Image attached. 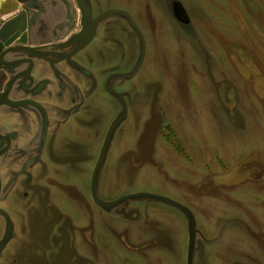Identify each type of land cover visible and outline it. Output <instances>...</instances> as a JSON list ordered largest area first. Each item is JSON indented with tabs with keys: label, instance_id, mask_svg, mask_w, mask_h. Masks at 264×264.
<instances>
[{
	"label": "rangeland",
	"instance_id": "obj_1",
	"mask_svg": "<svg viewBox=\"0 0 264 264\" xmlns=\"http://www.w3.org/2000/svg\"><path fill=\"white\" fill-rule=\"evenodd\" d=\"M183 1L189 27L140 29L147 56L122 82L134 100L98 196L144 192L188 207L199 233L193 264H264V0ZM123 31L125 47L138 48ZM95 80L88 156L44 159L26 204L8 206L17 223L8 264H186L187 222L176 210L138 200L107 213L91 201L118 111Z\"/></svg>",
	"mask_w": 264,
	"mask_h": 264
},
{
	"label": "flooded vegetation",
	"instance_id": "obj_2",
	"mask_svg": "<svg viewBox=\"0 0 264 264\" xmlns=\"http://www.w3.org/2000/svg\"><path fill=\"white\" fill-rule=\"evenodd\" d=\"M81 2L88 16L82 14L78 0H68L67 11L58 2L44 9L33 26L32 38L31 34L27 35V50L20 59L11 56L0 74V211L8 217L0 214V264H8L11 259L9 247L15 240L17 230V223L8 206L17 202L26 204L34 171L42 166L44 159L52 160L60 154L67 153L79 159L88 156L86 149L91 140L88 102L94 92L96 74L100 78V91L115 102L118 110L104 132L103 143L111 124L122 110L120 100L109 93V89L123 95L128 118L134 98L129 89L122 87L124 80L119 75L133 70L140 56V45L138 40V48L125 47L123 30L132 29L124 14L139 30L171 27L172 20L176 25L187 28L190 24L184 26L173 14V4L178 2L191 23L183 0ZM109 11L121 14L100 19ZM67 30H70V36L83 32L82 39L78 42L70 37L55 40L56 36L63 35ZM92 31H95V36L90 43L82 51L74 53ZM97 40H100L99 45L96 44ZM144 43L145 59V39ZM28 48L36 49L33 52ZM97 60L100 63L98 71L93 68ZM130 60L131 67L125 68ZM91 178L92 174L89 193L96 206L91 197ZM8 227L11 228L10 239L3 245Z\"/></svg>",
	"mask_w": 264,
	"mask_h": 264
},
{
	"label": "water",
	"instance_id": "obj_3",
	"mask_svg": "<svg viewBox=\"0 0 264 264\" xmlns=\"http://www.w3.org/2000/svg\"><path fill=\"white\" fill-rule=\"evenodd\" d=\"M16 1L21 5V10H19V14L13 16L11 19L6 21L0 27V74H2L3 71L5 70L7 61L10 59L11 56L20 59L21 55H23L24 52L27 50V47H25L28 40L27 35L28 33L31 34V38H32L33 26L36 23V21H38V19L40 18L44 9L51 8L53 3L55 2H58V4H60V7H62L63 9L65 8L66 11L68 8V0H16ZM81 1L82 0H78L82 14L84 16H88L87 10L83 8L84 5ZM54 7L56 8V5H54ZM118 14L121 13L118 11L117 12L109 11L104 13L102 16H100V19H104L106 17L118 15ZM173 14L175 18L178 20V22L183 24L184 26H188L190 24V20L187 14L185 13V10L178 2H174L173 4ZM124 15L126 16L125 18L127 22L131 25L132 31L137 36L140 45V56L133 70L130 73L119 75L120 78L128 81L136 75L139 67L143 62L144 54H145V43L140 30L135 25H133L128 15L126 14ZM66 20L68 21V17H66ZM96 22H98V20H96ZM69 32L70 30L69 31L67 30L63 35L60 34L56 36L55 40L61 41L62 39L70 37L71 39H74L76 42H78L80 39H82L83 32H78L72 36L69 35L70 34ZM94 32L95 31L89 33L87 38H85L86 40H84L82 46H80V48H78L74 53L80 52L83 49H85V47L90 43L92 38H94L95 36ZM13 43H15V46H12ZM28 49L29 51L33 50L34 52L36 48H28ZM109 93H111L113 96H115L120 100L122 110L119 113V115L116 117V119L113 121V123L111 124L108 130L107 136L104 140L102 149L100 151L96 165L94 167L91 178V185H90L91 197L94 203L96 204V206H98L101 210L107 213H114L120 207H122V205L138 200H146L176 210L177 212L183 215V217L187 222L188 247H187L186 264H193V257H194L195 247L199 233L196 227V221L194 215L192 214L191 210L188 207L170 198L157 194H150L144 192L125 195L110 202L102 201L97 194V182H98V175L100 169L106 160L107 153L112 143L115 132L117 131L119 126L125 121L127 116V108H126V103L123 100V95L117 94L110 89H109ZM0 214L3 215L5 218H8L5 212L0 211ZM10 231L11 228L8 227L6 231L5 239L3 241V245L4 243L6 244L10 239Z\"/></svg>",
	"mask_w": 264,
	"mask_h": 264
},
{
	"label": "crops",
	"instance_id": "obj_4",
	"mask_svg": "<svg viewBox=\"0 0 264 264\" xmlns=\"http://www.w3.org/2000/svg\"><path fill=\"white\" fill-rule=\"evenodd\" d=\"M21 10L16 0H0V27Z\"/></svg>",
	"mask_w": 264,
	"mask_h": 264
}]
</instances>
